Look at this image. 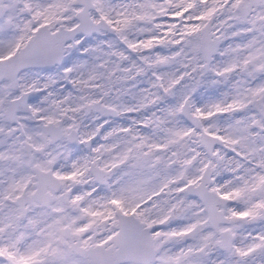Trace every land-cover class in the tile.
Listing matches in <instances>:
<instances>
[{
	"label": "snow or ice",
	"instance_id": "snow-or-ice-1",
	"mask_svg": "<svg viewBox=\"0 0 264 264\" xmlns=\"http://www.w3.org/2000/svg\"><path fill=\"white\" fill-rule=\"evenodd\" d=\"M0 264H264V0H0Z\"/></svg>",
	"mask_w": 264,
	"mask_h": 264
}]
</instances>
